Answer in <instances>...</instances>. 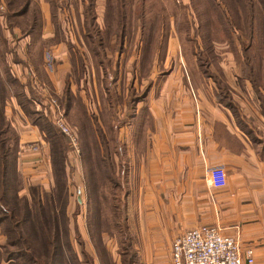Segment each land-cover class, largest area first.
I'll return each mask as SVG.
<instances>
[{
    "label": "crops",
    "instance_id": "1",
    "mask_svg": "<svg viewBox=\"0 0 264 264\" xmlns=\"http://www.w3.org/2000/svg\"><path fill=\"white\" fill-rule=\"evenodd\" d=\"M44 2L49 18L46 37L42 29L38 32L35 28L37 20L29 14L32 1L27 13L19 18L23 23L11 26L6 16H0V108L12 127L9 116L17 110L14 101L20 112L27 115L24 126L29 129L19 135L17 170L27 179L28 191L31 186L44 190L55 186L51 144L32 119L31 112L43 113L52 121L55 109L51 99L54 98L67 123L77 129L70 118L73 109L67 110L64 104L67 88L70 95L77 97L79 94L85 101L88 64L94 67L95 75L99 73L84 35L87 1L80 0V26L84 37L81 42L86 45V53L61 24L62 6L57 4L54 11L48 0ZM95 11L97 21L104 28L96 2ZM37 33L41 34L40 59L33 53L32 38ZM63 48L65 51L57 68L64 71V77L60 85L51 90L48 83H55L52 79L54 73L46 67L43 49L55 52ZM107 53L114 58L119 70V91L120 63L117 55L110 54L108 48ZM80 56L84 63L81 77ZM38 66H41L48 83H42L44 78L38 74ZM197 76L203 81L199 88L202 96L199 104L191 97L190 89L178 79L167 76L160 89H151L150 80L154 77L146 75L148 83L141 90L143 98L125 122L115 125L119 128L130 126L125 139L120 135L118 138L125 144L128 171L137 182L134 191L139 193L137 203L130 206L127 203V209L129 206L132 213L127 219L136 223L135 237H132L136 257L132 264H172L174 239L200 224L221 226L225 233L240 239L243 250L254 249L253 264H264V89L244 75L234 76L237 82L229 84L216 79L215 73L202 71ZM79 77L80 81L77 80ZM134 81L135 75L132 74L125 97L133 88L139 91ZM126 109V105L123 106V115ZM33 143L39 144L38 150L30 148ZM128 143L133 147V155L128 152ZM74 156L76 152L70 148L67 167L74 168ZM215 166H222L227 173V185L216 189L210 187L207 180L208 170ZM50 179L53 182L48 187ZM76 202L79 208L85 203L79 199ZM135 240L138 245L143 242L145 252L138 249ZM5 244V234L0 232V261L8 264L3 257ZM93 256L94 264H105L96 253ZM116 262L112 264H123Z\"/></svg>",
    "mask_w": 264,
    "mask_h": 264
},
{
    "label": "rangeland",
    "instance_id": "2",
    "mask_svg": "<svg viewBox=\"0 0 264 264\" xmlns=\"http://www.w3.org/2000/svg\"><path fill=\"white\" fill-rule=\"evenodd\" d=\"M55 1L64 9L61 12V24L70 35L69 37L86 53V45L81 42L84 40L80 26L82 3L80 0ZM95 2L100 14L99 18L105 24L103 16L106 0H95ZM218 2L221 9L232 8L230 4L227 7L222 1ZM235 5L238 6V4ZM8 12L7 0H0V16L4 18ZM256 13L260 16L257 25L250 32L245 27L243 16L237 19L233 16V12L222 13L218 7L208 4L207 0H131L127 6V35L124 50L120 53L112 51L115 45L114 38L110 40L108 46V52L117 55L120 63L119 91L124 97L129 92L127 90L132 74L135 75L134 85L139 90L138 94L143 93L141 90L148 83L146 75L154 77L150 80L151 89H160L165 78L169 76L185 84V87L190 89L191 97L199 104L202 100L199 88L203 81L197 75L205 70L215 73L216 79L225 84L235 83L237 80H234V76L243 77L244 75L246 78H252L257 86L264 89V12L260 9ZM29 14L32 19L35 17L37 20L35 28L38 32L42 29L46 37L49 18L44 0H32ZM140 15H143L142 20ZM227 17H230L235 26L226 22ZM141 22L142 25L145 22V26L140 28ZM40 37L41 34L39 36L37 33L32 38L33 53L38 59L41 58ZM1 41H4L3 38ZM28 41H30L29 38ZM65 50H67L66 47ZM65 50L63 48L55 52L53 50L45 52L43 49L47 60L46 67L54 73L52 79L55 83L52 84L45 78L43 71L40 70L41 66L37 67V71L44 78L42 83L49 82L48 86L51 90L59 86L64 77V71L59 70L57 64ZM88 65L86 73L88 90L84 91V97L89 114L92 117L96 115L101 124L106 140L110 144L111 156L119 161V175L116 179L121 184L122 190L118 191L117 200L121 201L119 204L125 210L126 222L125 219H120L121 213L113 207L118 202L113 201V186L109 178L104 175L109 172L108 166H103L101 175L96 169V164L99 162L96 160L99 157L97 151L104 156L107 146L104 145L94 124L92 128H86L87 142L81 143L79 140V152L70 146L76 152V156L72 157L75 165L73 164L74 168L70 165L66 167L68 183L61 193L57 210L60 219L61 254H63L61 264H94V253L97 254V258L101 257L105 264H112L114 261L125 264L129 258L127 254L131 250L135 251L132 237H135L136 223L133 219H127L132 215L129 206L138 202L139 193L134 191L137 182L133 181V176L129 174V171L127 172V165L124 162L126 156L118 158L112 137L120 135L122 139H125L131 129L130 126L125 125L120 128L115 127L118 123L115 114L111 112L112 103L101 90L102 86L98 84V74L95 75L94 67ZM156 73L159 75L155 77ZM204 83L206 84V80ZM14 102L17 110L10 113L9 117L14 126L12 130L19 137L29 128L24 126L27 124L25 123L26 113L20 112L19 105L16 101ZM123 112L118 113L119 117H124ZM81 117L84 118V115L82 114ZM127 145L129 154L133 155L132 145L130 143ZM118 152L119 155H122L121 152L125 154L124 146L119 145ZM51 182L53 180L50 179L49 183H46L48 187ZM31 183L37 184L33 180ZM22 184H25L26 189L21 190L20 194L24 195L23 193L29 192L27 179L23 178ZM91 185L98 188L95 198L89 197ZM77 199L81 202L85 201L82 208H79ZM3 231V228H0V232L4 234ZM135 241L137 243V240ZM34 243L39 245L40 241L37 240ZM70 245L72 250L69 249ZM137 247L145 252L143 242L141 245L137 243ZM144 259L147 257L144 256ZM0 264L5 262L0 261Z\"/></svg>",
    "mask_w": 264,
    "mask_h": 264
},
{
    "label": "trees",
    "instance_id": "3",
    "mask_svg": "<svg viewBox=\"0 0 264 264\" xmlns=\"http://www.w3.org/2000/svg\"><path fill=\"white\" fill-rule=\"evenodd\" d=\"M31 1L32 0H7L9 12L6 13L5 16L11 26L16 23H23L19 21V18L27 13ZM48 1L53 6L54 11H56V1ZM86 1L83 28L84 35L97 66V71L99 72L98 76L102 86L101 90L105 93L106 97L108 96L109 102L112 103L111 112L115 114L116 121L119 124L125 122L128 115L134 112V107L144 95V93L138 94L135 88L131 89L127 97H124L122 93L120 94L117 90L119 70L117 66H115L116 62L114 58L109 57L107 53V48L112 38H115V45L114 48H112L113 52H119L123 48V43L127 35V6L131 0H106L104 28H102L97 21L95 0ZM218 1L207 0L208 4L218 7L222 13L233 12V16L237 19L243 16L245 19V27L249 29L250 32H252L255 25H257L258 17L260 16L256 11L261 9L264 12V0H220L225 3L227 7L230 4L232 8H226L227 10L221 9V5ZM235 4H238V6ZM142 16L143 15L139 16L141 20ZM226 22L235 26L230 17L226 18ZM143 25L145 26V22H143ZM143 25L141 22L140 28ZM80 62L82 69L81 77L84 73V63L81 56ZM205 72L210 73V71L207 70H205ZM80 77L77 79L78 81H80ZM70 93V90L67 88L64 104L67 110L70 108L73 109L70 118L77 126L75 130L78 133L81 143L87 142L86 128H92L95 124L98 134L102 137L104 145L107 146V152L104 156H101L100 151H97L99 157L96 155L98 157L96 160L99 162L96 164V169L99 170V175H101L103 166H108L109 172L104 173V175L109 178L113 186V201L118 202L115 203L113 207L121 213V218H119L125 219L126 222L125 210L119 204L121 201L117 200L119 198L118 191L122 190L121 184L118 183V179H116L119 175V161L111 156L110 144L106 140L96 115L92 117L89 114L90 111L87 108V104L79 94L77 97H74L70 95ZM125 105L127 109L123 115L124 117L121 118L118 113ZM82 114L85 119L81 117ZM31 116L50 141L55 186L51 190H44L39 186H31L29 188V194H20L21 190L24 188V184H22L23 178L17 170L19 137L12 130L10 121L1 107L0 225H2L6 237L3 257L8 264H61L63 254H61L60 219L57 210L58 201L61 199V193L67 187L68 183L69 176L66 167L69 163L68 152L71 145L69 138L64 135L55 124L53 116L52 121L48 120L47 116L43 113L35 111L31 112ZM112 139L115 144L114 148L116 149L118 158H120V156L124 158L126 156L125 144L117 135L113 136ZM119 145L124 146L125 154L121 152L122 155H119ZM124 162L127 165L126 168L128 172L126 157ZM91 186L92 190H89V197L95 198L98 193V188L96 189L95 185ZM37 240L40 241L39 245L34 243V241ZM69 249L72 250L71 245ZM127 257L129 258L125 264H132L136 257L135 251L131 250L127 254Z\"/></svg>",
    "mask_w": 264,
    "mask_h": 264
},
{
    "label": "built area",
    "instance_id": "4",
    "mask_svg": "<svg viewBox=\"0 0 264 264\" xmlns=\"http://www.w3.org/2000/svg\"><path fill=\"white\" fill-rule=\"evenodd\" d=\"M55 109L54 122L64 135L69 138L70 145L79 152V136L66 121L56 99H51ZM31 149L36 151L39 144L33 143ZM208 185L221 188L227 185V173L222 166L211 167L207 173ZM79 191L81 192L82 190ZM172 264H253L255 251L244 249L240 239L223 231L219 225L200 224L185 230L177 236L171 249Z\"/></svg>",
    "mask_w": 264,
    "mask_h": 264
},
{
    "label": "water",
    "instance_id": "5",
    "mask_svg": "<svg viewBox=\"0 0 264 264\" xmlns=\"http://www.w3.org/2000/svg\"><path fill=\"white\" fill-rule=\"evenodd\" d=\"M80 198V197H79Z\"/></svg>",
    "mask_w": 264,
    "mask_h": 264
}]
</instances>
